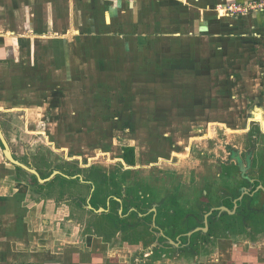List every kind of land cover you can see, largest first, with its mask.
Returning a JSON list of instances; mask_svg holds the SVG:
<instances>
[{
  "label": "crops",
  "instance_id": "1",
  "mask_svg": "<svg viewBox=\"0 0 264 264\" xmlns=\"http://www.w3.org/2000/svg\"><path fill=\"white\" fill-rule=\"evenodd\" d=\"M258 1L0 0V116L25 119L60 90L64 100L67 86L90 85L91 67L102 83L113 78L115 87L126 82L123 88L139 82L146 89H190L189 81L207 78L210 89L218 71L234 81L235 57L240 73L258 63L264 76V43H257L264 41V11L242 19L218 12L225 4ZM234 25L245 30L240 39ZM246 44L258 48L242 50ZM0 133L15 160L38 172L18 127L0 121ZM43 169L44 183L8 161L0 136V264H264V241L232 236L226 223L202 244L192 235L163 238L151 214L140 212L137 226L129 218L133 209L74 208ZM120 215L125 226L105 224Z\"/></svg>",
  "mask_w": 264,
  "mask_h": 264
},
{
  "label": "rangeland",
  "instance_id": "2",
  "mask_svg": "<svg viewBox=\"0 0 264 264\" xmlns=\"http://www.w3.org/2000/svg\"><path fill=\"white\" fill-rule=\"evenodd\" d=\"M223 7L218 9L219 17H232L226 14ZM235 17L246 18L243 14ZM233 27H238L234 31H240L235 35L240 39L245 30H240V25ZM257 45L246 44L241 49L258 48ZM255 57L257 62L259 55ZM260 58L264 60L263 56ZM235 59L238 60L237 57ZM237 60L233 66L234 81L231 82L230 77L225 80L223 71H218L215 76L219 78L216 80L213 75V87L210 89L205 87L208 85L207 78L189 81L188 84L193 87L190 89H146V84L139 82L131 83V87L127 88H123L126 82L115 87L117 83H112L113 78L102 83L98 80L96 68L91 67L85 77L90 79V85L86 82L74 83L67 86L64 100L60 99V90L57 101H45L46 104L29 110L28 115L24 113L25 119L3 115L0 121L18 127L23 147L30 144L26 149L31 156L38 152L39 146H45L42 147L45 156L53 161L50 169L54 165L56 169L79 170L83 176L91 170L90 177L96 180L95 186L88 187L82 185L81 180L71 181L61 175L53 183L54 191L63 196L77 193L85 200L100 185L106 186L110 190H102L105 198L111 190L110 193L120 198L116 202L113 200L112 204L101 201L100 205H106L114 212L121 207L128 214V202L139 208L140 202H148V194L155 203L171 194L182 195L206 189L202 187L203 179L217 175L219 163L230 160L232 150L241 152L245 148L249 130L260 132L257 135L259 148L264 143V135H260L264 131V76L258 73V63L255 66L248 63L246 71L240 73ZM65 107L68 113H65ZM27 130H34L37 136L27 133ZM126 148L135 150L134 165H129L123 158ZM52 149L56 151L53 155L50 153ZM36 160L47 165L41 159ZM68 160H73L71 167ZM77 164L81 165L78 170ZM48 175L45 171L42 174L44 178ZM113 178L118 180L116 184ZM60 180H64L63 185ZM96 204L94 207H98ZM94 207H90L91 210ZM179 208L177 216L170 215L171 221L177 223L179 220L183 225L182 216L186 210L182 206ZM112 216L105 218V224H113L114 221L126 225L125 216L120 215V219ZM226 216L221 219L222 225L227 220ZM129 218L132 222L137 219V226L141 224L138 214ZM128 224H131L130 221ZM189 228L185 226L183 229ZM223 230L228 231L229 226Z\"/></svg>",
  "mask_w": 264,
  "mask_h": 264
},
{
  "label": "flooded vegetation",
  "instance_id": "3",
  "mask_svg": "<svg viewBox=\"0 0 264 264\" xmlns=\"http://www.w3.org/2000/svg\"><path fill=\"white\" fill-rule=\"evenodd\" d=\"M251 132L252 130L248 131V139L246 138L245 140L246 149L243 148L241 152H239L240 150H232L229 154L230 160H223L219 163L220 169L218 174L203 179L202 187L205 186L206 189L178 195L177 206H182L186 210L185 214L182 216L184 226L181 225L179 220L177 223L171 221L170 215H173L175 210L168 209L164 206L165 204H163L168 197L174 196L173 194L161 198L159 200L161 203L152 202L148 194L149 203L140 202L139 208L134 206L133 202L127 201L129 210H134L131 214L135 215L134 213L139 214L140 212L144 213L146 216L151 214V220H155L157 225L160 226V228L155 231H158V234L162 231L163 234L161 235L163 238H170L174 241H180L181 239L187 240L186 236L194 231L191 239L194 236L200 237L202 244L210 242L211 238L214 237L213 233L220 229L222 231L221 219L224 215H228V217L226 216L227 221L225 223L229 226V234L237 238H249L254 243L257 241H264V143L261 144L259 148V144L257 143L259 137H257V135L260 132L256 133L253 131L252 133L254 135L252 134V136L250 135ZM260 135H264V131L263 133L261 132ZM250 143L252 144L249 145ZM42 147L43 146L38 147V152L35 153L34 160L37 162V165L50 170L48 177H52V181H58V176L64 175L67 177V180H81L84 186H95L96 180L90 177L92 171H87V174L83 176L82 172L78 170L81 167L79 164H77L78 171H73L72 169L63 170L61 167L56 169L54 165L50 169V165L53 161L45 156L46 152H43L44 150ZM50 153L52 155L56 153L55 149H52ZM239 153L241 154L239 155ZM244 154L245 158H243ZM36 158L38 160H43L47 165L38 163ZM68 165L71 167L73 165V160H68ZM37 168L38 172L41 174L40 167ZM63 184L64 183H62V185ZM112 188L114 189V187ZM102 190L110 189L100 185V188L95 189L93 195L91 192L85 200L83 197L77 195V193L68 196V198L71 200L70 203L73 204L74 208L79 207V209L88 206L94 207L95 203H97V206H101L100 203L101 201L104 202V200L105 204H107L106 202H111L112 204L113 200L116 202V199L120 198L116 194L110 193L112 190L105 198L106 195L103 196ZM95 192L98 193V198L95 196ZM58 193L60 192L58 191ZM120 200L122 202V199ZM102 206L105 207L107 213L109 211L108 207L106 205ZM222 208L229 211H224ZM124 218H126V216ZM206 223L208 226L207 230H205ZM190 224L193 228H189L191 226ZM128 226L129 225L126 227ZM185 226L189 229L184 230L183 228ZM174 232H178V234H173ZM154 234L156 235V233Z\"/></svg>",
  "mask_w": 264,
  "mask_h": 264
},
{
  "label": "built area",
  "instance_id": "4",
  "mask_svg": "<svg viewBox=\"0 0 264 264\" xmlns=\"http://www.w3.org/2000/svg\"><path fill=\"white\" fill-rule=\"evenodd\" d=\"M129 2H133L134 0H126ZM250 4H240V3H231L224 6L223 10L226 11V14L234 17L239 16L240 14H243L244 16H247L249 14H252L253 12H259L264 11V0L258 1Z\"/></svg>",
  "mask_w": 264,
  "mask_h": 264
},
{
  "label": "trees",
  "instance_id": "5",
  "mask_svg": "<svg viewBox=\"0 0 264 264\" xmlns=\"http://www.w3.org/2000/svg\"><path fill=\"white\" fill-rule=\"evenodd\" d=\"M123 158L126 160V162L129 164V165H134L135 163V150L134 148H126L125 149V153L123 154ZM113 182L114 184H116L115 182H117V180L115 178H113ZM174 196L172 197H168V199L163 203L165 204L164 206H166L168 209H172V210H175V212L173 213L174 216H177L178 215V211H179V207H177V204H178V195L173 194ZM159 203H161V201H157ZM148 203H149V199H148ZM151 203V202H150ZM172 204V205H171Z\"/></svg>",
  "mask_w": 264,
  "mask_h": 264
},
{
  "label": "water",
  "instance_id": "6",
  "mask_svg": "<svg viewBox=\"0 0 264 264\" xmlns=\"http://www.w3.org/2000/svg\"><path fill=\"white\" fill-rule=\"evenodd\" d=\"M0 136H1L3 144L5 146V155H6L7 159H8V161H10L14 165H17V166H20V167L24 168L25 170L29 171L30 173H32L35 176H37L38 178H40V175H39V173L36 170H34V169H32V168H30V167H28V166H26V165H24V164H22V163H20V162H18L17 160L14 159L9 144L7 143V141L5 140V138L3 137V135L1 133H0ZM40 181L44 183V182H47L48 180L44 181L43 179L40 178ZM222 209L224 211H229V210H227L225 208H222ZM207 229H208V226H207V223H206L205 230H207ZM193 233H194V231L190 232L189 236H191Z\"/></svg>",
  "mask_w": 264,
  "mask_h": 264
}]
</instances>
